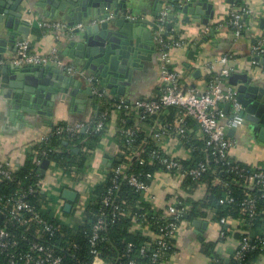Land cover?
I'll return each instance as SVG.
<instances>
[{"label":"crops","instance_id":"crops-1","mask_svg":"<svg viewBox=\"0 0 264 264\" xmlns=\"http://www.w3.org/2000/svg\"><path fill=\"white\" fill-rule=\"evenodd\" d=\"M72 1L23 0L18 12L23 15L22 20L29 18L31 28V32L25 41L30 43L34 52L41 54L50 55L56 49L60 60L75 66L78 70L96 75L85 67L87 62L90 61V57L85 55L71 57L69 54L78 50L77 43L72 45L71 34H67L68 32L65 31L69 29L70 19H66L68 15H64L59 11L58 5L66 4L69 6ZM141 1L142 5L138 10V14L132 17L141 22L136 26L143 28V30L141 29L140 33L136 32L132 41L138 48L139 53H144L146 58L140 60L142 67L135 70L132 84L127 87L125 96L117 98L115 95L110 94L106 86L101 83L102 88L107 90L109 96L115 99L137 102L154 100L161 95L164 83L160 78L161 58L158 42L154 36L155 25L153 26V24H156L164 9H168L169 14L173 15V18L169 15L168 24L171 23L172 27L169 29L167 24V38L183 40L187 43L185 47H174L170 50L173 66L180 72L182 82L186 87L204 90L214 74V71L209 68V64L215 63L222 56L228 55L230 57V67L233 69L231 75L236 73L248 74L253 79V85L264 88V56L259 60L256 59L258 64H254L251 57V46L264 37V0H245V6L250 8L251 13L244 18L246 20V32L243 37L236 41L233 38V29L227 23L223 24L229 12L234 9L232 6L234 0H209V3L214 6L213 15L206 13L205 10L200 15L197 13H184L182 8L189 0ZM158 1H163L160 11L157 10V6L160 4ZM200 2L201 0L194 2V7L198 6ZM6 4L3 9H7L8 12L11 5L8 4V1H6ZM3 15L2 25H5L10 15L7 13ZM48 22H62L67 25V28L56 30L42 27V24ZM14 26L15 20L12 18L11 27L5 25L6 34L1 37L5 41L4 46L7 50L6 53L1 54L4 63L0 66L3 67L13 64V59L17 55V48L6 38L15 30ZM88 48L90 49V46L87 45ZM87 49L84 48L81 52L85 53ZM192 51L194 52L191 53ZM50 65L59 69L55 63H50ZM60 70L64 75L71 76L62 69ZM49 71L48 73H52ZM74 79L80 82L81 86L77 88L73 95L76 86L73 83L66 84L68 91L65 93V102L55 103L53 117L41 114L26 122L21 118V111L16 110L10 104V100H0V160L9 162L15 170L26 161L34 145L51 134L53 127L66 122L73 123L78 119L91 121L98 115L99 107L96 105L95 97L92 95V98H89L84 96L85 93H83L89 88L88 84L79 76H74ZM54 81L61 84L59 80ZM226 85L234 87L230 84L229 78ZM234 88L236 89V86ZM177 112V109H169L167 118L170 120L175 119ZM130 121L136 125V113L130 115ZM188 123L191 128L196 129V124L191 118L188 119ZM152 125L153 123L146 124L143 129L148 136H152L150 130ZM108 126V131L104 135L100 147L87 158L85 171L79 178H66L67 176L63 171L56 166H52L50 162L44 175L46 181L43 185V191L50 199L49 206L55 210V214L63 221H66V218L62 216L60 211L64 209L67 203L63 198L65 189L77 193V200L70 211L83 213L91 200L95 186L107 180L109 169L119 153L117 133L121 128L120 115L113 113ZM192 137H194L192 140L196 139V143L204 142L203 138ZM229 138L233 142V147L229 153L231 159L253 168L264 169V141L260 139V129L258 127L245 123L242 127L236 129L234 136H229ZM163 142L166 153L183 160L192 158L194 152L191 150L192 147L180 140L165 137ZM41 164L42 162L40 163V170ZM151 187V194L155 198L152 200L150 197H146V201L155 209L167 206L169 199L174 201L179 196L192 201L202 200L208 188L207 183H200L192 189L187 187L185 182L181 183L176 176H172L163 170L154 173ZM214 215L211 212L208 217H198L190 222L182 223L175 237V251L168 255L164 264H215L212 263V258L206 254L210 243H216L215 252L221 259L231 261L232 255L239 244V239L235 234L239 232L241 224L237 221L231 222L226 228V236L222 237L220 232L222 226L213 220ZM195 221L206 224V226L197 227L194 225ZM145 231L147 236L152 237L150 230ZM254 264H264V254Z\"/></svg>","mask_w":264,"mask_h":264},{"label":"trees","instance_id":"trees-1","mask_svg":"<svg viewBox=\"0 0 264 264\" xmlns=\"http://www.w3.org/2000/svg\"><path fill=\"white\" fill-rule=\"evenodd\" d=\"M244 5L245 0H234L232 6L236 9ZM172 34L174 33L172 32ZM94 97L96 105L99 107V113L93 120L78 119L73 123L59 124L62 126L83 122L90 127L89 131H80L76 136L69 137L56 134V128L59 125L53 127L47 139L37 142L32 148V152L27 156L26 161L14 170L12 179L0 180V207L2 203L11 197L23 196L25 201L29 202L36 211L44 214L45 219L54 225V231L47 232L36 221L31 222L29 227L20 226L0 215V228L6 227L10 235V246L4 251H0V264H7L13 256L19 258L30 252L35 242L53 248L56 255L62 258L64 264H150V257L155 250L157 240L147 236L144 228L150 224V234L159 235L157 220L165 222L163 220L169 217L167 214L171 205L184 211L181 217L182 223L190 222L198 217H208L212 212L215 214L213 220L217 223L222 219H226L227 222L222 226V229H226L233 221L241 224L239 232L235 234L239 241L246 234L251 235L254 241L264 237V187L260 189L247 188L244 178L240 177L243 171H264V169L253 168L231 158L229 164L223 161L216 162L214 157L211 156V152L206 149L205 140L196 143V139L188 143L189 146L194 148L192 158L182 162L185 166H195L198 162H204L208 166V171L202 175L198 182H194L189 178L185 181V185L192 189L200 183H207V192L202 200L192 201L179 196L174 201L169 199L167 206L155 209L146 201V196L129 185L127 180L123 179V176L119 189L114 194V202L122 203L128 214L119 216L115 221H112V207H104L102 199L110 185L109 180L113 168L122 161L126 162L129 168L126 169L124 175L134 173L142 180H147L148 174H154L162 170L159 163L151 164L148 160V153L155 149L156 144L153 137L148 136L144 130L138 132L135 137L133 155L122 150L123 154H118L114 158L107 180L95 186L91 200L84 212H67L62 209L60 212L66 218V221L59 218L55 214V210L47 206L50 199L43 191L46 176L42 177L40 174V163L44 159H48L52 166L62 170L67 176L66 178L69 179L79 178L84 173L87 158L100 147V143L108 131V124L114 113L112 105L118 101V99L109 95L103 98ZM120 119L124 120L126 128L134 127V123L130 121V115H127L124 111L121 113ZM156 119L157 117L149 118L147 124L154 123ZM101 120L105 124L104 130L96 132V125ZM121 137L122 134L119 130L117 138L120 140ZM49 150L52 151L49 152ZM44 151H47L46 155L43 154ZM118 158L119 160H117ZM141 158L147 161L143 165L139 163ZM249 194L253 195L256 200L253 216H250L243 206V202ZM226 195L232 196L234 201L221 203ZM102 213H106L107 218L104 228L99 231L98 254L95 255L92 254L90 239L94 233V225ZM143 213L151 214V216L140 224L136 218ZM153 214H156V216L154 215L152 218ZM139 224L141 227L138 226ZM146 243H150L151 246L145 248L144 253H142L141 248ZM130 244H133L134 248L131 252H128ZM215 247L216 243H210L206 254L211 258H219L218 264H254L264 254V250L258 248L245 252L244 256L237 260L234 253L232 260L227 263L225 259H221L217 255Z\"/></svg>","mask_w":264,"mask_h":264},{"label":"built area","instance_id":"built-area-1","mask_svg":"<svg viewBox=\"0 0 264 264\" xmlns=\"http://www.w3.org/2000/svg\"><path fill=\"white\" fill-rule=\"evenodd\" d=\"M250 13V8L244 5L240 8L232 9L228 14V19H225L226 21L223 24L227 23L233 29V38L235 41L243 37L246 32V20L244 18ZM169 15L168 9L162 10L154 27V36L158 42V50L161 58L160 78L164 83L161 95L154 100L137 102L118 99L112 105L114 107V113L116 114L121 115L123 111L127 115H131L132 113L137 114V122L133 128H126L124 126V120H121L120 131L122 137L120 140L118 139V154L122 155V150H125L133 155V143L138 132L144 129L149 118L158 117V120H155L150 127L156 145L155 149L148 153L149 162L151 164L155 162L159 163L163 171L172 176H176L180 179L181 183H184L188 178L194 182H198L202 175L209 169L206 163L198 162L195 166H185L182 162L183 159L164 151L163 139L165 137H172L188 145L192 138H194L192 136H195L197 139L203 138L206 142V149L211 152V156L214 157L216 162L223 161L229 164V153L233 147V142L228 136V131L230 129H238L246 122L245 118L241 115L243 108L238 101L236 89L226 85V81L233 71L232 67H230V57L228 55L222 56L215 63L209 64V68L214 71V74L209 79L204 90L188 88L183 84L180 72L173 66L170 50L174 47H185L187 43L183 40L167 38ZM42 27L45 29L60 30L67 28V25L62 22H48L42 24ZM262 56H264V37L260 38L257 43L251 46V57L254 64H258L256 58H261ZM3 63L4 61L0 60V64ZM50 63H55L59 69H62L71 76H79L84 79L91 89L93 96L103 98L108 95L107 90L102 88L101 81L96 75L89 74L84 70H78L75 66L60 60L56 49L53 50L52 54L46 55L34 52L31 49L30 43L27 41L18 44L17 55L13 59L15 66H43ZM226 104L232 105L229 114L225 112ZM171 108L178 110L173 120L167 118L169 115L168 111ZM189 118L196 124V129L189 126ZM104 125L103 120L99 121L95 131L101 132L104 130ZM89 129L90 127L83 122L72 125H59L56 128V134L74 137L80 131H89ZM46 139L44 138L43 140ZM193 149L192 147L191 150L193 151ZM43 154L46 155L47 151H44ZM146 162V159H139L141 165ZM127 168H129V165L123 161L113 168L112 176L109 180L110 185L102 199L104 207H112V221H115L119 216L128 214L122 203L114 202V194L119 189L123 176V179H126L129 185L140 191L144 196L150 197L152 200L155 198L151 194V182L154 174L150 173L147 175V180H142L134 173L124 175ZM13 174L14 169L12 165L7 161L0 160V180H11ZM240 177L244 178V183L247 188L260 189L264 187V171L246 170L240 174ZM226 201L233 202L234 198L226 195V198L221 203ZM255 201L254 196L249 194L243 202V206L250 216H253L255 213ZM178 202L181 203L180 201ZM49 205L50 203L47 206ZM183 212L182 209H177L171 205L168 208L167 216L169 217L163 220L165 222L157 220L160 234H152V239L157 240V243L150 257V264H164L168 255L172 252L174 253V241L182 225L181 217ZM0 215L5 216L10 222L19 224L20 226L29 227L31 222L36 221L42 226L44 231H54V225L45 219L44 214L36 211L29 202L25 201L23 196L11 197L2 203ZM154 215L156 216V214H153L152 218ZM149 216L151 214L143 213L138 215L136 219L142 224ZM106 218V213H102L94 225V233L90 239L92 254H98L97 243L100 240L99 231L104 228ZM226 222V219H222L217 224L223 226ZM140 224L138 225L139 227H141ZM150 227L151 225L148 224L144 229L151 230ZM220 232L221 236L225 237L227 229H221ZM9 238L10 235L6 227L0 228V251H4L10 246ZM150 246V243H146L141 248V252L144 253L145 248ZM133 248V244H130L128 246V252H131ZM258 248L264 250V237L255 239L254 241L251 235H243L235 250V259L238 260L244 256L245 252ZM212 263L218 264L219 258H212ZM7 264H64V262L61 257L56 255L53 248L35 242L30 252L23 254L19 258L13 256Z\"/></svg>","mask_w":264,"mask_h":264},{"label":"water","instance_id":"water-1","mask_svg":"<svg viewBox=\"0 0 264 264\" xmlns=\"http://www.w3.org/2000/svg\"><path fill=\"white\" fill-rule=\"evenodd\" d=\"M6 1L11 5L8 12L7 9H3L7 5ZM47 1L51 2V0ZM196 1H187L182 8L183 12L200 15L205 10L206 13L213 15L214 6L209 3V0H201L198 6L194 7ZM22 2L23 0H0V60H3L1 54L7 51L4 46L5 41L1 38L6 34L4 26L11 27L12 18L15 20V30L6 38L17 50L18 44L24 42L31 32L29 18L22 20L23 15L18 12ZM159 3L158 11L162 9L163 1ZM141 5V0H73L69 6L58 5L59 11L68 15L66 19H70L68 27L71 29L65 31L71 34L72 45L77 43L79 50L69 53L70 56L90 57L85 67L93 71L110 94L117 98L126 95V89L132 84L135 70L142 67L140 60L146 58L144 53H139L132 41L136 32L140 33L141 29L143 30L136 26L141 22L132 17L138 14ZM4 13L9 14L10 17L6 24L2 25ZM170 17L173 18V15ZM171 27L172 24H168V28ZM87 45L90 49H87ZM84 48L87 49L85 53L81 52ZM92 56L94 58H91ZM48 70L52 73H48ZM229 79L230 84L236 86L237 98L243 108L241 115L246 123L253 124L260 129V139L264 141V88L253 85V79L248 74L236 73ZM54 80H59L61 84ZM71 83L76 86L74 95L81 83L76 81L74 76L64 75L60 69L53 68L50 64L24 67H17L14 64L0 66V100H10V104L16 110L21 111V118L26 122L41 114L53 117L55 103L65 102V93L68 91L66 84ZM83 93H85L84 96L92 98L90 88ZM231 107V104L225 105L227 114L230 113ZM235 133L236 129H230L228 136H234ZM49 165L48 159L42 161L40 170L42 177L46 174ZM63 198L67 201L64 209L70 212L77 200V193L65 189ZM194 225L206 226L197 221ZM226 262L229 263L230 260L227 259Z\"/></svg>","mask_w":264,"mask_h":264}]
</instances>
